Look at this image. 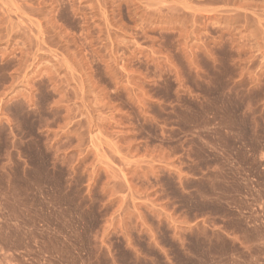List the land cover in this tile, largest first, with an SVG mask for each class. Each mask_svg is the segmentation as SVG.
<instances>
[{
  "label": "rangeland",
  "instance_id": "rangeland-1",
  "mask_svg": "<svg viewBox=\"0 0 264 264\" xmlns=\"http://www.w3.org/2000/svg\"><path fill=\"white\" fill-rule=\"evenodd\" d=\"M0 264H264V0H0Z\"/></svg>",
  "mask_w": 264,
  "mask_h": 264
}]
</instances>
